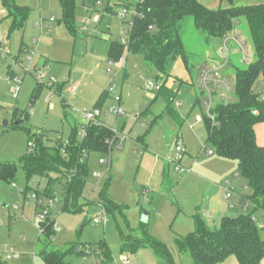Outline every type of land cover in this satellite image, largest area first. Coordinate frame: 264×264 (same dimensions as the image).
I'll return each instance as SVG.
<instances>
[{
	"label": "rangeland",
	"instance_id": "374dc122",
	"mask_svg": "<svg viewBox=\"0 0 264 264\" xmlns=\"http://www.w3.org/2000/svg\"><path fill=\"white\" fill-rule=\"evenodd\" d=\"M10 1L26 7L28 17L22 28L14 27L13 18L0 1V41L4 46V54L0 56V162L16 165L13 180L0 179V264H44L39 252L45 248L66 251L71 246L82 248L85 244L91 246L92 255L85 259L81 255L68 254L65 260L70 264L84 260L87 264H96L98 260L101 264H149L151 258L156 260L150 246L137 248L134 252L121 251L124 238L140 241L145 236L160 241L171 254L174 264H193L189 252L179 253L176 238L192 231L190 210H194L195 205L200 207L195 209L200 216L203 211L211 212L212 218L203 221L212 230L219 227L221 218L214 214V209L223 211V215L252 214L259 237L264 241V211H252L249 202L252 191L238 172V177H234V171L230 178L238 180L234 187L239 195L226 201L223 182L218 183L220 170L213 168L212 171L204 165L203 168L208 169L202 177L207 182L189 185L181 182L183 175L176 171L175 146H183L182 140L177 143L178 136L180 138L187 130L201 141L205 152L211 150L215 154L202 137L205 135L202 116L205 112L201 110L197 80L201 55L211 44L212 54H218L219 40L211 39L208 47L205 34L195 28L191 16L180 22L193 82L173 79V90L179 91L167 102L146 85L149 81L161 85L170 79L169 76L159 74L141 55H135L140 61L134 69L129 62L125 65L126 52L114 62L109 57L110 39L121 42L127 37L128 26L120 15L121 1L125 0H74V31L61 21L59 0ZM199 1L211 9L231 5L229 0ZM262 3L264 0H233L232 4ZM85 20L89 23L84 24ZM234 27L232 31H235ZM239 27V33L248 39L243 19ZM33 38H38L34 45L31 44ZM22 42L24 46L20 50ZM248 42L251 47L248 58L252 61L254 54L249 39ZM179 59L177 56L168 64V73H173ZM239 59V55H232L236 66L240 64ZM232 71L228 76L234 86ZM111 86L114 88L110 91ZM104 89H108L109 97L118 96L121 90L126 104L121 106L123 114L117 124L112 114L104 115L110 109L111 98L99 108L101 123L115 131L116 139L108 153L89 152L87 176L77 202L79 209L66 210L62 195L64 178L55 173L27 178L20 159L30 149L28 142L34 146L38 136L44 145L51 147L59 139L68 140L72 132H76L80 139L81 125L87 123L83 113L93 109ZM254 89L264 93V75L256 80ZM230 96V101L237 100L234 91ZM15 108L29 111L27 122L15 126L16 120L12 116ZM195 116H200L201 121L193 125ZM180 118L185 120L182 124L178 121ZM5 121L7 125L3 124ZM212 156L203 154L201 157ZM100 159L106 163L101 164ZM228 162L237 164L234 160ZM236 169L238 171V166ZM197 171L201 176V171ZM49 177L53 180L51 189L57 201L53 203L48 218L54 219L53 227L59 230L50 240H45L41 233L40 214L51 199L43 194ZM143 191L148 193L146 200ZM103 194L117 207L107 212L103 210ZM142 210L149 214L146 223L141 222ZM101 216H105V221L94 223L93 219ZM101 242L108 247L110 258L95 254ZM160 260L165 264L162 258ZM216 264L239 263L230 255ZM259 264H264V256Z\"/></svg>",
	"mask_w": 264,
	"mask_h": 264
},
{
	"label": "trees",
	"instance_id": "16d2710c",
	"mask_svg": "<svg viewBox=\"0 0 264 264\" xmlns=\"http://www.w3.org/2000/svg\"><path fill=\"white\" fill-rule=\"evenodd\" d=\"M0 1L13 18L14 27L22 28L28 17V9L17 6L10 0ZM121 2L122 6L127 8L131 5L126 1ZM229 2V7L211 9L199 0H140L134 5L139 15L131 19H121L128 26L127 43L111 41L108 54L113 62L120 59L124 52L141 55L159 74L168 76L166 68L177 56L189 66L180 33V22L185 17L193 18L195 28L205 34L207 41L221 38L231 31L239 20L246 22L247 37L254 58L248 64L233 66L237 100L217 103L212 110L213 118L206 114L202 116L206 143L214 149L216 155L237 161L238 173L252 191L249 199L252 211H264V146L256 143L254 129L255 125L264 122V101L261 100L264 93L253 91L254 83L264 72V3L234 6L233 0ZM59 3L61 21L70 31H74V0H59ZM10 76L13 77L12 74ZM164 90L165 83H162L157 92L167 102L171 101L175 94ZM107 98L108 90L105 89L93 108L99 109ZM12 116L16 121H20L15 125L19 126L28 121L29 111L15 108ZM81 128L85 132L83 138L78 139L76 132H72L66 140L67 144L59 139L54 147L44 145L38 136L33 148L20 159L27 178L33 175L48 176L50 173L64 178V208L71 211L79 209L77 202L87 176L86 159L89 152L108 153L111 150V142L116 139L112 129L104 125L85 123ZM15 174L16 165L13 162H0V179L10 182ZM52 181L49 177L43 194L54 198ZM103 198L106 212L117 207L104 194ZM49 216L40 222L45 240H50L55 234L54 219H49ZM192 219L193 231L184 237H177L176 243L180 254L190 253L193 264H216L230 255H233L239 264H259L263 258L264 241L259 237L252 214L222 217L219 227L214 230L206 227L198 214L193 215ZM136 241L130 237L124 238L121 251L134 252L137 248L150 246L165 264H174L167 248L157 239L145 236ZM99 246L95 254L104 259L110 258L106 244L101 242ZM68 254L81 255L86 259L92 255V249L89 244H85L82 248L71 246L66 251L45 248L39 252L44 264H70L65 260ZM76 264L87 262L84 260Z\"/></svg>",
	"mask_w": 264,
	"mask_h": 264
},
{
	"label": "built area",
	"instance_id": "2783aa9c",
	"mask_svg": "<svg viewBox=\"0 0 264 264\" xmlns=\"http://www.w3.org/2000/svg\"><path fill=\"white\" fill-rule=\"evenodd\" d=\"M128 4L130 3V7H124L122 11L120 12L121 19H131L134 16L139 15V12L137 11L135 4L139 3L140 0H125ZM133 1V2H132ZM132 7V8H131ZM97 19V18H96ZM95 19V20H96ZM89 21L85 20L84 24H88ZM84 27L86 25H83ZM128 32V28L126 29V33ZM221 48L218 53V58H207L205 62L200 66L198 70V89L200 91V97H201V110H204L205 114L211 118H213L212 110L215 107V105L219 102H229L231 100L230 93L234 91V86L231 85L228 78L225 77L223 74V69L226 67L229 62L231 61L232 54L239 55L240 61L244 64H248L251 62V60L248 58L249 52L251 50V47L249 45L248 39L245 38V36L237 31H229L221 36ZM38 42V38H33L31 41V44L34 45ZM123 44L127 43V37L124 38L121 41ZM28 51V48L26 49ZM30 53V51H28ZM4 54V46L0 41V56ZM43 77V74L41 75ZM16 81L18 82L19 79L16 78ZM146 87L149 90L152 91H158L161 88V85L153 82H147ZM114 87L111 86L109 90L111 91ZM108 90V89H107ZM113 100L116 102L115 106L110 107L109 111L105 114H114L116 116L122 115L123 110L120 106V96L116 95L113 97ZM261 100L264 101V95L261 96ZM254 113H256L254 111ZM101 115V111L98 108H93L90 111H85L83 113V116L87 119V123H93L98 125H103L101 121L99 120V116ZM201 117L195 116V122H200ZM113 131V130H112ZM115 133V131H113ZM81 138L85 136L84 129L82 128L80 133ZM67 144V141L64 142ZM28 146L33 148V143L28 142ZM175 159L176 162V169L185 172L189 171L188 169L182 167L180 165V160L182 159L183 155L186 153V148L182 145H176L175 146ZM208 154H211L212 151H207ZM101 164H105L106 161L104 159H100L99 161ZM233 191L231 184L229 180L225 182L224 187V197L225 199H230L232 197ZM142 195L144 197V200H146V197L148 195L147 191H143ZM57 199L51 198L46 205V207L41 212L40 216L41 219H45L47 216L51 214V207L53 206V203L56 202ZM37 202V199H35V203ZM40 204V202H39ZM101 208L104 210V207L101 206ZM106 215V214H104ZM94 223H99L100 221H105V216H101L99 218L93 219ZM55 232L59 230L58 227H56ZM86 251L88 252V248L86 247ZM101 261L98 260L96 264H100Z\"/></svg>",
	"mask_w": 264,
	"mask_h": 264
},
{
	"label": "crops",
	"instance_id": "0c3cea01",
	"mask_svg": "<svg viewBox=\"0 0 264 264\" xmlns=\"http://www.w3.org/2000/svg\"><path fill=\"white\" fill-rule=\"evenodd\" d=\"M107 10V9H106ZM111 12V11H110ZM114 12V11H113ZM112 12V13H113ZM241 21L242 20H239L237 22V24L235 25L234 27V30L239 32L240 31V24H241ZM239 28V29H238ZM242 34V33H241ZM215 40H219V42H221V39H214ZM111 41H114V40H111L110 39V42ZM213 41V40H212ZM205 42L207 43L208 47L210 46L211 44V39L210 41H207L206 40V37H205ZM24 46V43L22 42L20 44V50L21 48ZM212 50H213V44H211V47L207 48L203 54L201 55L200 57V62H199V68L200 66L203 64V62H205V60L207 58H215L217 59L218 57V54H212ZM233 55V54H232ZM236 54H234L235 56ZM217 57V58H216ZM144 59V58H143ZM140 60H138V58H135V54H130V53H126V60H125V65L129 62L130 63V66L132 69H134V66L136 63H138ZM145 61V60H144ZM146 62V61H145ZM239 66L242 65V62L240 61L239 59ZM147 63V62H146ZM148 64V63H147ZM149 65V64H148ZM235 65L234 61H232V56H231V61L229 62V64L224 67L223 69V74L225 75L226 78L229 79V73H231V71L233 70V66ZM190 68V65L188 66ZM187 67V65L185 64L184 60L182 58H180L178 60V62L175 64V67L173 69V73H168L170 79H166L167 82L165 83V89L167 92H171L173 94H176L179 89L177 90H173V79L177 78V79H180L181 82L183 83H192L193 81L191 80V73L189 71V68ZM198 68V70H199ZM233 73V71H232ZM13 75L14 76V72L11 71L10 75ZM234 74V73H233ZM264 75V73L262 74ZM259 78V77H258ZM255 84V83H254ZM198 85V84H197ZM105 90V89H104ZM253 91L255 93H259L257 92L255 89H254V85H253ZM103 92V90L100 92V94ZM165 92V90H164ZM99 94V95H100ZM98 95V97H99ZM119 96L121 98L120 100V106L122 105H126L123 100H122V93H121V90H120V93H119ZM97 97V98H98ZM108 98H111V106H115L116 105V102L113 100V97H109ZM97 100V99H96ZM96 102V101H95ZM95 104V103H94ZM93 104V106H94ZM105 116H109L111 114H105ZM112 116H114V123L117 124L118 120H119V116H116L114 114H112ZM100 118V116H99ZM100 120V119H99ZM180 124H182L185 120L184 119H179L178 120ZM183 121V122H182ZM199 122H195V117L193 118V125L194 124H197ZM264 122L263 123H259L257 125H255L254 129H255V139H256V143L259 145V146H264ZM105 126V125H104ZM263 126V128H261ZM107 127V126H106ZM189 127H191V125H189ZM202 137H204L205 139V142H206V132H205V135ZM184 138V140H183ZM180 140H182V144L183 146L186 148V153L185 155H183L182 159L180 160V165L186 169H188L189 171H185V172H181L179 170L176 169V171H178L179 173H181L183 176H181V182H184L186 185H189V184H203V183H206L207 182V179H204V175L202 174H205L207 173L206 170L209 168L210 170L213 171V168H216V171L220 170L218 173H221L220 174V177L218 179V183L221 184L223 182V185H222V191H223V198L225 199L224 197V187H225V182L227 180H229L230 184H231V187H232V191H233V194H232V197L230 199H233L234 197L238 196L239 194L238 193H235V184L238 183V180L237 179H233L232 181V178H230V175L232 172L234 177H238V174H236L237 171V166H238V163L237 164H232L231 162H228L229 160L230 161H233L231 159H226V158H222L216 154H208L207 151L205 152L204 150V147L201 146V141L197 140V138L194 136L193 132L191 131H185L181 137L179 138L178 136V141L177 143H180ZM203 140V139H202ZM113 143L115 141H112ZM111 142V143H112ZM207 144V143H206ZM146 146V145H144ZM111 149H112V145H111ZM209 151V150H208ZM207 155V156H212V158H203L201 157L202 155ZM184 157H187L184 159ZM235 161V160H234ZM184 165H183V164ZM205 165V167H208L206 168V170L203 168ZM197 170H200L201 171V176L198 175V171ZM200 174V173H199ZM240 187H242V183H240ZM228 199V200H230ZM227 201V199H225ZM194 205V204H193ZM192 205V206H193ZM246 205H247V202H246ZM246 205L244 206V208L246 207ZM230 206L233 207L234 206V203H230ZM197 208H200L199 206L195 205L194 207V210H190V213H191V218L193 217V215L195 214H198L197 211H195V209ZM196 212V213H195ZM214 214L216 216H219V217H225V216H237V215H223V211H219L217 209H214ZM194 213V214H193ZM199 215V214H198ZM199 217H201V220L203 221V219H210L212 218V214L211 212H208V211H203V213H201V216L199 215ZM220 218V220H221ZM204 222V221H203ZM219 224H220V221H219ZM192 231L194 229V224H193V219H192ZM191 230V229H189ZM191 231V232H192ZM145 247V246H144ZM155 254V257H156V260L152 259L151 258V262L149 264H162L160 261V258L159 256H157V254L154 252ZM163 263H165V261L163 260L162 261Z\"/></svg>",
	"mask_w": 264,
	"mask_h": 264
},
{
	"label": "water",
	"instance_id": "95a60500",
	"mask_svg": "<svg viewBox=\"0 0 264 264\" xmlns=\"http://www.w3.org/2000/svg\"><path fill=\"white\" fill-rule=\"evenodd\" d=\"M110 63L112 64V61H110ZM200 95H201V94H200ZM19 123H20V121H15V125H17V124H19ZM3 124H4V125H7L8 122L5 121ZM148 216H149L148 212H147L146 210H142V212H141V222H142V223H146L147 220H148ZM77 250H78V248L75 249V251H77Z\"/></svg>",
	"mask_w": 264,
	"mask_h": 264
}]
</instances>
